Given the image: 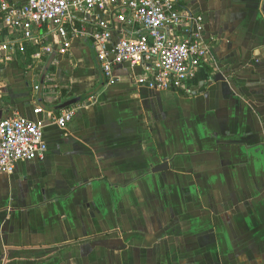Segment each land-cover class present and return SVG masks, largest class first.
Returning a JSON list of instances; mask_svg holds the SVG:
<instances>
[{"label": "crops", "instance_id": "obj_1", "mask_svg": "<svg viewBox=\"0 0 264 264\" xmlns=\"http://www.w3.org/2000/svg\"><path fill=\"white\" fill-rule=\"evenodd\" d=\"M176 1L204 16L210 47L176 92L130 65L109 80L90 42L56 36L44 68L33 50L0 65V120L42 122L48 146L0 173V264H264V0Z\"/></svg>", "mask_w": 264, "mask_h": 264}, {"label": "built area", "instance_id": "obj_2", "mask_svg": "<svg viewBox=\"0 0 264 264\" xmlns=\"http://www.w3.org/2000/svg\"><path fill=\"white\" fill-rule=\"evenodd\" d=\"M0 26L13 35L0 40V65L33 50L36 69L44 68V58L51 55L49 37L67 48L88 41L109 80L121 66L139 67L143 75L136 83L157 91L191 85L210 54L204 16L181 9L176 0H0ZM44 85L47 92L55 90L48 74ZM80 110L77 104L61 110L55 123L66 129ZM44 129L42 122L18 114L0 120V173H12L19 162L44 161Z\"/></svg>", "mask_w": 264, "mask_h": 264}, {"label": "water", "instance_id": "obj_3", "mask_svg": "<svg viewBox=\"0 0 264 264\" xmlns=\"http://www.w3.org/2000/svg\"><path fill=\"white\" fill-rule=\"evenodd\" d=\"M262 9H263L262 11H263V14H264V3H263V8H262ZM222 79H223V77L218 76L216 80L219 81V80H222ZM80 101H81L80 98H77V99H74V100L68 101L67 103H65V104H63L61 107H59L58 110H59V111H60V110H64V109H66V108H68V107H70V106H73V105L78 104ZM166 169H168V165H167V163L165 162L163 165H161L160 167H158L157 169H155L153 172H160V171H163V170H166Z\"/></svg>", "mask_w": 264, "mask_h": 264}, {"label": "trees", "instance_id": "obj_4", "mask_svg": "<svg viewBox=\"0 0 264 264\" xmlns=\"http://www.w3.org/2000/svg\"><path fill=\"white\" fill-rule=\"evenodd\" d=\"M205 73H206V71H205ZM201 77H202L203 79H202ZM201 77H200V79H202L203 81H207V80H208V77H207V76L204 77V74L201 75Z\"/></svg>", "mask_w": 264, "mask_h": 264}]
</instances>
